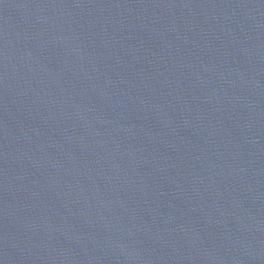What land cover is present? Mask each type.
<instances>
[{
	"label": "water",
	"instance_id": "1",
	"mask_svg": "<svg viewBox=\"0 0 264 264\" xmlns=\"http://www.w3.org/2000/svg\"><path fill=\"white\" fill-rule=\"evenodd\" d=\"M0 264H264V0H0Z\"/></svg>",
	"mask_w": 264,
	"mask_h": 264
}]
</instances>
